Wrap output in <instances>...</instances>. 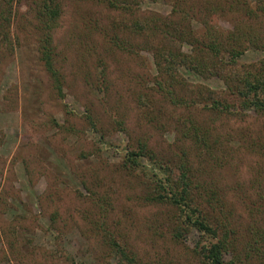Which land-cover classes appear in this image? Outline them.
I'll return each instance as SVG.
<instances>
[{
    "label": "rangeland",
    "instance_id": "obj_1",
    "mask_svg": "<svg viewBox=\"0 0 264 264\" xmlns=\"http://www.w3.org/2000/svg\"><path fill=\"white\" fill-rule=\"evenodd\" d=\"M139 1L137 13L178 19L177 9L175 12L167 0ZM199 1L186 0L195 8ZM198 8L205 12L202 6ZM25 9L23 2L14 1L8 40L3 41L0 35V264H52L54 252L58 260L63 251L85 256L86 242L102 235L92 230L91 221L97 218L107 231H121L123 244L152 264H198L190 251L199 238L198 231L188 233L183 239L185 246L172 241L167 227L155 220L153 212L158 206L146 204L140 198L137 178L119 168L127 144L142 139L156 150L180 155L181 147L176 149L172 143L175 132L171 124L174 116L183 121L187 111L184 106L174 109L165 103L159 110L156 105L151 114L152 105L138 97L139 92H147L159 99L152 88L156 73L151 54L139 48H104L101 28L112 32L110 23L127 13L108 10L92 0H63L60 23L53 31L57 66L64 80L60 98L38 58V30L34 21L25 20ZM234 14L243 18L241 12ZM86 16H91L100 30L87 28L83 23ZM246 17L264 36V17ZM233 20L228 13H220L215 22L230 27ZM182 47L190 50L186 42ZM100 51L107 58L111 81L102 97L91 87L97 75L94 57ZM242 59L264 64V52L251 46ZM181 71L188 87L195 83L223 87L215 74ZM191 108L195 116L206 118L208 111L202 105ZM86 113L99 119V130L87 124ZM255 113L250 109L243 117L206 119L220 130L241 127L256 135L263 130V121ZM167 114L174 117L169 122ZM116 119L122 120L124 128H119ZM189 149L192 166H200L198 180L212 188L246 178L256 166V156L244 152L236 168L221 170ZM56 245L61 251H54Z\"/></svg>",
    "mask_w": 264,
    "mask_h": 264
},
{
    "label": "trees",
    "instance_id": "obj_2",
    "mask_svg": "<svg viewBox=\"0 0 264 264\" xmlns=\"http://www.w3.org/2000/svg\"><path fill=\"white\" fill-rule=\"evenodd\" d=\"M14 1L0 0L3 41L9 37ZM16 1L26 5L25 20L34 21L38 30V58L62 98L64 80L57 66L53 31L60 23L63 0ZM92 1L128 16L111 22L109 28L112 32L101 28L104 48L110 45H115L116 50L139 48L151 54L156 73L152 88L159 99L151 98L147 92L138 93L140 101L145 103V98L152 105L151 114L155 113L156 105L159 110L165 103L174 109L184 106L187 110L183 121L177 116L166 115L167 122L174 118L171 125L175 139L172 143L176 149L178 145L181 147L180 155L175 151L167 154L156 150L142 139L127 144L119 168L137 178L142 188L140 198L146 204L158 206L153 212L155 220L160 219L161 226L167 227L172 241L185 246L183 239L188 233L198 231L199 238L190 248L198 264H264V64L242 59L245 50L251 46L264 52V36L255 31L246 17H264V0H201L197 8L194 4H187L186 0H167L175 12L177 9L178 19L158 13L155 16L137 13L139 0ZM201 6L205 12L200 11L198 7ZM237 11L243 18H236L234 13ZM220 13L232 16V26L216 24L215 19ZM83 20L87 28L100 30L91 16ZM184 42L190 45V50L183 49ZM94 58L97 75L91 87L102 97L107 94L111 82L106 71L107 58L101 51ZM182 69L200 75L215 74L222 80L223 87L214 88L204 83L188 87ZM199 105L207 109L205 117L210 119L220 115L243 117L252 109L262 118L263 130L255 135L241 127L217 129L206 118L195 116L191 107ZM85 118L94 130L100 129V121L92 113H86ZM115 122L119 128H124L122 120L116 119ZM173 148L171 146L170 150ZM189 148H193L194 155L208 158L221 170L236 168L240 154L244 152L256 156V166L246 178H236L225 187L215 184L212 188L206 186L205 181L198 180L200 166H192L188 158ZM93 194L91 192V196ZM54 219L52 215V221ZM91 222H94L92 230L102 235L86 242L87 254L77 257L70 251H63L57 260L54 251L60 250V246L56 245L53 251L56 261L52 264H152L135 249L123 244L121 231L116 232L118 234L107 231L99 218Z\"/></svg>",
    "mask_w": 264,
    "mask_h": 264
}]
</instances>
